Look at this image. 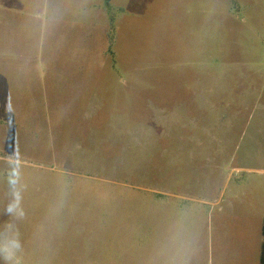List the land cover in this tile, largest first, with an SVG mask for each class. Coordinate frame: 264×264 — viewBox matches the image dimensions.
<instances>
[{"label": "rangeland", "instance_id": "1", "mask_svg": "<svg viewBox=\"0 0 264 264\" xmlns=\"http://www.w3.org/2000/svg\"><path fill=\"white\" fill-rule=\"evenodd\" d=\"M263 222L264 0H0V264H260Z\"/></svg>", "mask_w": 264, "mask_h": 264}, {"label": "clouds", "instance_id": "2", "mask_svg": "<svg viewBox=\"0 0 264 264\" xmlns=\"http://www.w3.org/2000/svg\"><path fill=\"white\" fill-rule=\"evenodd\" d=\"M20 215H22V213H20ZM14 247H16V248L19 247V243H18V241L15 243ZM2 250H3L4 252L7 253V255H6V258H7V259H11V258H12L13 252H12L11 249L4 248V249H2Z\"/></svg>", "mask_w": 264, "mask_h": 264}, {"label": "trees", "instance_id": "3", "mask_svg": "<svg viewBox=\"0 0 264 264\" xmlns=\"http://www.w3.org/2000/svg\"><path fill=\"white\" fill-rule=\"evenodd\" d=\"M262 235L264 237V222H263V226H262ZM260 264H264V241H263L262 246H261Z\"/></svg>", "mask_w": 264, "mask_h": 264}]
</instances>
